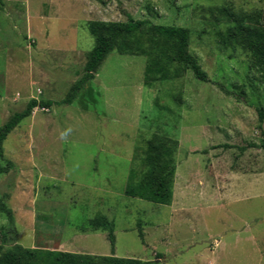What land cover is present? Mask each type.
<instances>
[{
	"label": "rangeland",
	"instance_id": "374dc122",
	"mask_svg": "<svg viewBox=\"0 0 264 264\" xmlns=\"http://www.w3.org/2000/svg\"><path fill=\"white\" fill-rule=\"evenodd\" d=\"M223 5L264 10V0H0V126L31 98L54 101L2 142L0 205L13 215L0 209L5 248L56 246L103 214L117 257L264 264V82L245 50L219 42L210 9ZM128 15L189 28L210 81L171 66L175 76L146 86V57L111 51L72 103H56L84 75L92 28ZM157 135L177 144L169 186L154 197L152 182L133 188Z\"/></svg>",
	"mask_w": 264,
	"mask_h": 264
},
{
	"label": "trees",
	"instance_id": "16d2710c",
	"mask_svg": "<svg viewBox=\"0 0 264 264\" xmlns=\"http://www.w3.org/2000/svg\"><path fill=\"white\" fill-rule=\"evenodd\" d=\"M213 16L223 24L217 31L219 42L237 45L249 56L251 68L257 72L264 82V10H235L229 6H215L210 9ZM96 43L87 56L84 64V75L75 81L64 98L55 101L60 104H70L78 92L93 78L94 72L111 51L120 54L142 55L146 57L144 83L150 86L157 79L175 76L171 66L189 69L193 76L202 81H210L202 69L197 57L189 51L190 30L187 27L168 24H155L148 19H133L127 16L125 22H105L92 28ZM54 101L29 99L24 109L13 113L0 126V159H3L2 142L8 133L36 107L47 108ZM259 119L264 118V111L258 112ZM177 142L170 138L154 136L147 140L142 165L145 171L137 182L134 191L144 193L145 184L152 182V196L165 191L175 170L174 151ZM264 147V146H263ZM8 164H11L8 161ZM6 168L0 165V173ZM135 178L134 171L130 180ZM132 187V186H131ZM128 189L130 187L127 186ZM8 221L12 223V211L0 205ZM84 231H103L111 247L109 255H90L74 253L40 246L24 247L16 242L4 247L0 243V264H152L135 258L117 257L113 254L115 237L114 224L105 215L99 214L89 218Z\"/></svg>",
	"mask_w": 264,
	"mask_h": 264
},
{
	"label": "crops",
	"instance_id": "0c3cea01",
	"mask_svg": "<svg viewBox=\"0 0 264 264\" xmlns=\"http://www.w3.org/2000/svg\"><path fill=\"white\" fill-rule=\"evenodd\" d=\"M54 230L59 231L57 226L56 227L54 226ZM60 237L54 239L55 240L54 243H57L56 246H48L44 248L69 251L74 253H85L90 255H109L106 252H98L97 249L99 246H101V244L103 245L102 247H105V244L107 245L108 239L106 237V233L103 231H99V230L87 231V232L78 231L69 238L68 237L60 238ZM50 241L51 239L49 237L45 238V242L50 243ZM63 246H70V248L65 249ZM28 247H35V246L34 244H31ZM111 252L112 251L109 244V253L111 254Z\"/></svg>",
	"mask_w": 264,
	"mask_h": 264
}]
</instances>
